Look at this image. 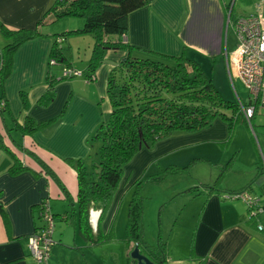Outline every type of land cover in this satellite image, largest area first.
Here are the masks:
<instances>
[{
    "label": "crops",
    "instance_id": "crops-1",
    "mask_svg": "<svg viewBox=\"0 0 264 264\" xmlns=\"http://www.w3.org/2000/svg\"><path fill=\"white\" fill-rule=\"evenodd\" d=\"M53 1L0 0V22L12 29L34 28L42 19L39 31L48 34L27 40L17 48L12 58L11 73L4 84L7 109L0 113V138L29 169L11 175L8 169L13 158L0 146V202L7 214L6 223L0 216V264H45L32 257L27 243V238L42 226V221L38 219L39 203L42 200L47 201L51 211H54L51 213L53 218L56 217L55 220H59L63 226L59 232L56 229L54 231L53 227L55 246L51 248L46 264H90L85 251H94L86 246L87 242L69 214L71 206L76 202L77 179L74 169L65 159H86L90 155L92 141L88 138L111 112L106 94L109 73L126 56L127 51L107 50L90 79L85 71L93 46V37L89 35L86 47L89 52H84L83 55L85 69L78 70L81 75L57 83L53 100L47 106L40 105L38 99L47 87L46 73L49 71L57 75L62 68L75 69L70 61L72 53L75 50L79 55L81 49L78 44L76 48L73 46L72 40L76 35H70L65 38L67 47L65 44L62 47L69 57L70 66L65 67V63L49 65L48 57L53 43L51 36L58 34L54 25L55 14H46ZM236 7L239 8L238 11ZM230 11L234 16L264 12V0H147L145 6L127 16L125 38L131 46L140 49L177 56L186 48L191 56L202 61H218L224 55L226 62L225 51L228 52V49L225 42L229 29L227 16ZM75 23H67L61 31L78 29L83 21ZM6 41L0 34V49ZM62 42L59 43L60 46ZM86 48L83 49L86 51ZM21 91H26L28 104L25 108L19 95ZM6 111L13 123H22L25 116L38 122L61 116L53 124L36 130L31 135L19 132L20 135L13 136L8 131L11 128L4 124L3 113ZM226 135L227 124L220 118H215L212 125L197 132H177L158 141L155 152L141 149L133 157L134 161L131 160L126 166V170L130 172L131 168H143L153 157L174 148L170 147L173 141L190 139L189 143H199L210 139H224ZM18 146L34 153L52 170L69 193V199L36 160ZM257 164L258 162L256 174L259 167ZM223 173L224 170L219 171L216 179L213 174L208 181L198 176L193 186L184 190V196L190 194L192 197L179 199L180 208L177 209L180 213L175 220L181 222L180 226L183 225L180 229L185 227L189 232L186 238V232H181L182 235L178 232L175 235L176 243L172 247L169 240L174 231L167 238L165 264L170 260L172 264H184L181 260H187L189 264H264V211L249 219L247 206L243 201L222 196L246 190L264 208V197L260 195L264 193V166L262 175L255 179L254 176L251 177L252 172H247L242 174L241 179L224 182L221 179ZM121 184L115 190L113 200L100 221L99 210L90 211L89 221L94 232L99 228L102 233H106L111 225L114 226L118 200L125 198L131 189V183L126 179ZM254 188L260 190L259 197ZM258 225L262 229H258ZM68 228L74 234L73 242H76L78 233L84 243L71 245V240L66 239ZM64 247L76 250L78 255L73 254L66 260L60 259ZM130 251L128 247L124 252V264H127ZM102 258H106L105 252H102Z\"/></svg>",
    "mask_w": 264,
    "mask_h": 264
},
{
    "label": "trees",
    "instance_id": "trees-1",
    "mask_svg": "<svg viewBox=\"0 0 264 264\" xmlns=\"http://www.w3.org/2000/svg\"><path fill=\"white\" fill-rule=\"evenodd\" d=\"M146 4L147 0H54L46 11V14L53 12L55 17L75 16L84 21L78 29L51 36L53 43L48 60L53 58L57 63H65V67H69V57L63 52L57 39L62 38L63 41L70 35H91L93 46L85 70L91 79L107 50L127 51L126 56L108 76L106 94L111 112L88 138L89 141L100 140L98 158L91 160L90 168L86 167L85 159H65L74 169L77 179L76 202L71 206L69 214L87 242L86 246L92 250L114 241L115 237L112 225L106 233H102L99 228L96 232L93 231L89 221L90 211L99 210V221L101 220L119 186L123 167L143 146H152L177 132L198 131L211 125L215 118L227 120L230 130L232 121L240 117L244 119L238 102L234 105L231 103V118L222 112L224 108H229V103L219 95L211 79L205 75L198 58L191 56L186 48L174 56L133 47L127 42V16ZM230 16L235 17L232 12ZM41 23L42 19L34 28L12 29L0 22V34L7 40L0 49V113L7 109L4 84L12 70L13 54L23 42L48 35L39 31ZM61 71L57 75L49 71L46 73L47 87L38 99L40 105L47 106L55 96L57 83L70 78L62 76ZM19 95L25 108L28 104L26 91H21ZM60 116L43 122L25 116L22 123L14 122L13 127L21 134L31 135L36 130L53 124ZM0 146L13 158L8 169L11 175L29 169L3 144L1 138ZM18 148L32 156L53 178L65 197L70 198L63 184L43 161L31 151L21 146ZM261 171L262 168L258 167L255 178L262 175ZM142 212V200L135 191L128 203L123 241L130 250L137 246L158 264H165V242L159 240L157 244L151 245L143 240ZM0 216L6 223L7 214L1 202ZM127 264H134V261L128 257Z\"/></svg>",
    "mask_w": 264,
    "mask_h": 264
},
{
    "label": "rangeland",
    "instance_id": "rangeland-1",
    "mask_svg": "<svg viewBox=\"0 0 264 264\" xmlns=\"http://www.w3.org/2000/svg\"><path fill=\"white\" fill-rule=\"evenodd\" d=\"M75 21H83V19L75 16L55 17L54 25L55 28H57L58 33L61 34L64 32L61 31V29H65L67 23H72L71 25H74L76 24ZM227 34L228 36L225 44H227L226 47L228 52H231L235 44V38L231 29H228ZM89 37L88 34L78 35L74 36L72 40L75 48L76 44H78L79 47L81 46L79 55L74 50L70 60L72 66L77 70L85 69V59H83V55L84 52H89V49L86 48ZM64 44L65 47H67L65 38L61 43V47H63ZM3 45H1V48ZM83 48H86L87 50L85 51ZM197 61L203 68L205 75L211 79V82L219 95L229 103V108H224L222 112L231 118L232 107L230 106L231 103L234 105L238 102V96L243 103L248 102L249 93L247 88L240 79H230L224 55L219 57L218 61H202L200 58H198ZM3 115L5 118L4 124H7V128H11L9 132H11L13 136L20 135V133L14 129L13 121L9 117L7 111L4 112ZM220 119L222 120V118ZM223 121L227 124V135L224 139H210V141L199 143H189L190 139H182L176 142L173 141L171 142L170 147L174 148L167 150L162 155L153 157L145 166H143V168H137L136 170L131 168L130 172L127 171L126 166L129 165L133 158L125 165V167H123L121 181L126 179V181L131 183V189L125 198L118 200V209L115 210L116 216L113 231L116 240L103 245L98 250L85 251V256L90 264L125 263L126 256L124 255V252L128 247L123 239L125 237V226L128 215V201L131 199L135 191L137 192V195L141 197L143 204V240L151 245L157 244L159 240L166 242L167 238L174 231L173 236H171L169 240V244L172 247L173 244L176 243V234L186 232L184 235V238H186L189 232V229H186L185 227L180 229L183 225L180 226L181 222L178 220L176 221L175 219L176 217L178 218L180 213L177 209L178 207L180 208L179 199H181V197H185L183 199L192 197L190 194L184 196L185 194L183 192L193 186L195 183L194 181L198 176H202L201 178H203L204 181H208L211 176L213 177V174L215 175L213 178L216 179L219 171L224 170V176L221 177L224 182L241 179L242 174L247 172L248 174H251L252 172L251 177L254 176L253 178H255L257 170L256 162H258L257 166L260 168L264 166V108L258 107L257 112L250 120V123L241 117L234 122L232 121L231 130L228 127V121ZM191 133L194 132H189L188 134ZM91 141V153L88 158L85 159L87 168H90L92 159H95L96 157L98 158L97 152L100 146L99 139H93ZM155 144L149 147L143 146L141 149L155 152V150H157ZM140 150L138 151L139 153ZM148 158L149 155L146 160ZM174 169L176 171H174ZM136 171L138 172L136 173ZM138 182L139 185L137 184ZM258 186L259 185H257V187ZM254 191L259 197L260 190L254 188ZM260 195L261 197H264V193H261ZM111 200H113V197ZM50 212L54 213L51 209ZM53 219L54 231L56 229L59 232L60 228L62 229L63 226L59 220H55L56 217ZM65 229H67L66 224ZM66 233H68L66 239L71 240V245L75 243L79 244V242H81L80 244L84 243L78 233L76 234V242H73L75 237H73L74 234L70 232L69 228ZM53 245L55 246V244ZM53 245L52 247H54ZM102 252L106 253V258H102ZM77 253L78 252L74 249H67L64 247L60 259H69L73 254L75 256L78 255ZM181 262L189 264V261L187 260H181ZM172 263V260L168 261V264Z\"/></svg>",
    "mask_w": 264,
    "mask_h": 264
},
{
    "label": "built area",
    "instance_id": "built-area-1",
    "mask_svg": "<svg viewBox=\"0 0 264 264\" xmlns=\"http://www.w3.org/2000/svg\"><path fill=\"white\" fill-rule=\"evenodd\" d=\"M230 12L227 16V27L233 32L235 44L231 52L225 51L226 66L230 79H240L248 90V102L243 103L238 96V104L244 119L250 123L258 107L264 108V12L232 18ZM57 42H62V38H58ZM55 64V59H49V65ZM61 74L64 77H73L80 76L81 72L63 68ZM223 198L243 201L248 207L249 217L264 211L246 190L225 194ZM38 215L42 226L27 238V243L32 257L37 262L46 264L54 244L53 215L46 200L41 203ZM257 227L262 229L261 225Z\"/></svg>",
    "mask_w": 264,
    "mask_h": 264
},
{
    "label": "water",
    "instance_id": "water-1",
    "mask_svg": "<svg viewBox=\"0 0 264 264\" xmlns=\"http://www.w3.org/2000/svg\"><path fill=\"white\" fill-rule=\"evenodd\" d=\"M129 257L134 261V264H158L137 246L130 251Z\"/></svg>",
    "mask_w": 264,
    "mask_h": 264
}]
</instances>
